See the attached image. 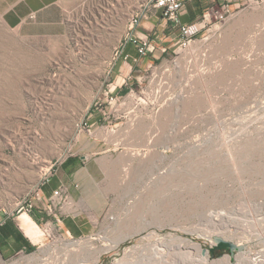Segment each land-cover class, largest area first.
I'll return each mask as SVG.
<instances>
[{
	"label": "rangeland",
	"instance_id": "1",
	"mask_svg": "<svg viewBox=\"0 0 264 264\" xmlns=\"http://www.w3.org/2000/svg\"><path fill=\"white\" fill-rule=\"evenodd\" d=\"M120 4L97 0L67 15L66 35L26 38L7 26L0 0V212L26 213V198L72 153L100 165L84 186L106 194L98 214L43 208L29 235H41L38 245L0 264H236L264 254V0H198L194 21L206 11L208 20L180 48L154 14L142 31L166 49L114 87ZM72 214L92 227L65 232ZM214 233L244 252L214 247Z\"/></svg>",
	"mask_w": 264,
	"mask_h": 264
},
{
	"label": "crops",
	"instance_id": "2",
	"mask_svg": "<svg viewBox=\"0 0 264 264\" xmlns=\"http://www.w3.org/2000/svg\"><path fill=\"white\" fill-rule=\"evenodd\" d=\"M133 1L138 2L139 0H124V5L120 4L123 2L122 0H111L112 3L120 4L116 8V23L113 27L114 32L119 36L117 43L113 44L114 48L124 41L122 51L116 55L114 54L110 61L108 72L114 87H121L123 83H128L134 77V71L149 64L148 55H154L151 53L141 57L127 36V19L131 8H133V4H131ZM94 2H97V0H2L3 17L7 26L23 37H61L68 32L67 15L70 12L79 13L88 6L86 4H93ZM126 2L127 5H125ZM199 9L198 0H185L184 8L179 17L180 22L194 21L197 18ZM154 14L160 16L159 12L151 13L146 20H143L136 27L133 34L144 37L146 34L142 29L152 28L151 19ZM164 21L170 24L171 41L175 40L176 26L171 22ZM171 44L174 45V42ZM156 46L155 51L166 49L165 47L158 48L157 44ZM100 170L99 164L91 166L83 161L82 156H77L76 153H72L63 160L55 167L48 183L36 193L38 197L33 199L34 206L31 213H27L32 223L37 226L35 220L43 217L41 213H43L45 207L44 200L48 199L52 193L51 191L59 186H63L67 190L70 199L77 203V207L87 206L92 213H100L106 194L104 195L101 190L92 193L84 186L86 176L90 173L93 175L100 172ZM22 214L23 212H20L14 216L10 212H0V261L8 260L22 251L35 247L41 240V235L37 240H33L23 230L20 223ZM75 214L69 215L62 222L65 232L69 234L77 231L87 232L92 227L89 224L90 222L84 221L83 217L75 218Z\"/></svg>",
	"mask_w": 264,
	"mask_h": 264
},
{
	"label": "built area",
	"instance_id": "3",
	"mask_svg": "<svg viewBox=\"0 0 264 264\" xmlns=\"http://www.w3.org/2000/svg\"><path fill=\"white\" fill-rule=\"evenodd\" d=\"M184 2L185 0H139L138 5L131 9L127 19V36L136 47V51L139 55L145 56L156 49V44L151 41L149 37H140L133 34L136 27L139 26L143 20H146L153 12H159L161 18L176 26L174 45L178 44L179 48L188 45L191 39L200 32L208 20L209 12H204L200 21L181 23L179 17L184 8ZM228 11V8H224L223 13H219L217 17L223 18L224 14ZM123 42L124 41L115 48V55L122 51ZM48 180L49 177H45L43 182L45 183ZM36 193L26 198V205L24 208L26 213L32 210L34 206L33 199L38 197ZM64 205L77 207L76 203L70 199L67 190L63 186H59L52 191L48 198V204L45 205L44 209L48 213L54 212L57 208L58 211H60ZM56 215L57 213H55V216ZM57 219L59 220V216Z\"/></svg>",
	"mask_w": 264,
	"mask_h": 264
},
{
	"label": "bare ground",
	"instance_id": "4",
	"mask_svg": "<svg viewBox=\"0 0 264 264\" xmlns=\"http://www.w3.org/2000/svg\"><path fill=\"white\" fill-rule=\"evenodd\" d=\"M20 223L21 226L23 228V230L30 236H35L37 234V231L34 229V224L31 221L30 216L27 213H23L22 216L20 217ZM229 227L230 224H226V225H220L218 226V229H221L220 231H229ZM213 235H219V234H212L211 236H208V238H210L209 241L212 240V236ZM245 238L247 239V237L245 236ZM212 242V241H211ZM237 244H242V243H237ZM244 245V244H243ZM245 246V245H244ZM244 251H240L239 253H242ZM258 252V251H257ZM263 252V251H261ZM257 253L256 256H245L244 253L240 254V256L237 258V262H235L236 264H264V254L262 253ZM244 255V256H243ZM243 256V257H242ZM203 258V257H202ZM207 258V257H206ZM205 258V259H206ZM206 262V260H204ZM209 261H207L208 263ZM206 263V264H207ZM205 264V263H204ZM210 264V263H208ZM213 264V263H212Z\"/></svg>",
	"mask_w": 264,
	"mask_h": 264
},
{
	"label": "water",
	"instance_id": "5",
	"mask_svg": "<svg viewBox=\"0 0 264 264\" xmlns=\"http://www.w3.org/2000/svg\"><path fill=\"white\" fill-rule=\"evenodd\" d=\"M212 241L215 243L214 247L216 248H228L230 251L231 256L233 255L234 251H243L244 245L243 244H236L230 240L225 239L221 235H213ZM213 248H210L212 250ZM206 249H202V252H205Z\"/></svg>",
	"mask_w": 264,
	"mask_h": 264
}]
</instances>
